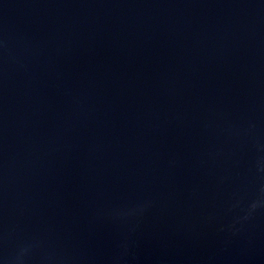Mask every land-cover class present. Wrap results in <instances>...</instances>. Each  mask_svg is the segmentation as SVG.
Segmentation results:
<instances>
[{"label":"water","instance_id":"95a60500","mask_svg":"<svg viewBox=\"0 0 264 264\" xmlns=\"http://www.w3.org/2000/svg\"><path fill=\"white\" fill-rule=\"evenodd\" d=\"M0 264H264V0H0Z\"/></svg>","mask_w":264,"mask_h":264}]
</instances>
